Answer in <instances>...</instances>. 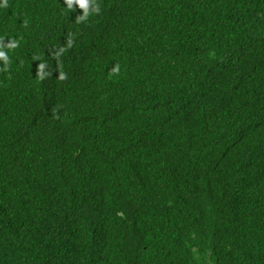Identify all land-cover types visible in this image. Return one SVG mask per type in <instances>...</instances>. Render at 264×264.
Listing matches in <instances>:
<instances>
[{"label": "trees", "instance_id": "1", "mask_svg": "<svg viewBox=\"0 0 264 264\" xmlns=\"http://www.w3.org/2000/svg\"><path fill=\"white\" fill-rule=\"evenodd\" d=\"M13 1L0 264H264V0Z\"/></svg>", "mask_w": 264, "mask_h": 264}, {"label": "clouds", "instance_id": "2", "mask_svg": "<svg viewBox=\"0 0 264 264\" xmlns=\"http://www.w3.org/2000/svg\"><path fill=\"white\" fill-rule=\"evenodd\" d=\"M91 5V9L90 6ZM1 45L0 46V59L5 62V65L9 63L8 57L3 51V46L11 48V53L24 52V45L29 41L35 42V34L31 32L23 25L20 15V6L13 0H1ZM100 8L96 3V0H65L61 6V9L52 18V32L53 34L49 38L58 36L64 26L68 23L69 26L75 21L80 22L88 18L91 13H99ZM34 18L37 21L47 20L45 15V8L42 6V2L38 3L34 11ZM68 26V27H69ZM28 27V26H27ZM29 28V27H28ZM71 39H69L68 45L71 46ZM24 46V47H23ZM21 47V48H15ZM64 49L61 48L60 52ZM59 55V53L57 54ZM44 67V64H40L38 76L43 79L40 69ZM1 71H3V62L1 61ZM119 66H115L112 69L113 73H118ZM59 78L61 80L66 78V75L61 72Z\"/></svg>", "mask_w": 264, "mask_h": 264}, {"label": "bare ground", "instance_id": "3", "mask_svg": "<svg viewBox=\"0 0 264 264\" xmlns=\"http://www.w3.org/2000/svg\"><path fill=\"white\" fill-rule=\"evenodd\" d=\"M0 4H1V0H0Z\"/></svg>", "mask_w": 264, "mask_h": 264}]
</instances>
